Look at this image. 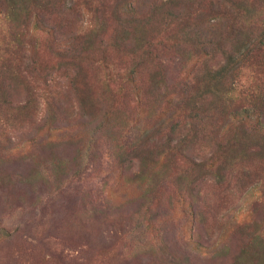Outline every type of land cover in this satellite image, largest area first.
Returning a JSON list of instances; mask_svg holds the SVG:
<instances>
[{
	"label": "rangeland",
	"instance_id": "rangeland-1",
	"mask_svg": "<svg viewBox=\"0 0 264 264\" xmlns=\"http://www.w3.org/2000/svg\"><path fill=\"white\" fill-rule=\"evenodd\" d=\"M50 1L43 14H18L16 25L0 1V60L17 58L6 50L18 42L12 29H34V42L26 45L32 57L26 61L42 65L29 80L0 74V264H264V185H238L239 170L228 173L227 185L208 181L196 193L178 178L190 165L188 158L171 169L161 159L153 171L141 173L143 180L138 164L131 170L121 165L126 136L148 125L153 139L173 128L174 138L180 132L192 137V124L200 123L198 109L215 106L208 96L197 100L195 89L185 92L187 80L200 74L203 58L184 36L200 17L209 19L204 11L212 0H176L178 5L174 0ZM143 2L146 6L138 7ZM224 2L223 15L234 19L229 41H261L264 48L259 36L264 0ZM124 3L143 12L118 19L114 11ZM119 22L126 31L117 36ZM221 24L223 31L232 26L226 18ZM102 26L104 34L97 37ZM150 42L158 46L156 56L146 54ZM71 57L83 69L85 98L101 93L108 104L100 110L86 99V115L76 109L60 137L51 104L72 78L66 68ZM158 61L167 66L168 85L161 82L151 91ZM251 62L244 79L262 85L264 51L252 54ZM31 95L39 96V108L28 113ZM64 116L59 114V120ZM89 117L95 119L82 125ZM198 154L210 155L199 149ZM191 199L196 206L190 209Z\"/></svg>",
	"mask_w": 264,
	"mask_h": 264
},
{
	"label": "trees",
	"instance_id": "trees-1",
	"mask_svg": "<svg viewBox=\"0 0 264 264\" xmlns=\"http://www.w3.org/2000/svg\"><path fill=\"white\" fill-rule=\"evenodd\" d=\"M0 1L7 6L11 22L15 25L18 14H24L25 12L28 15L37 12L43 14L45 11L44 6L47 3H52L50 0ZM175 1H172V3L178 5ZM143 3H139L138 7L146 6L145 2ZM116 4H119V2ZM124 4L123 9L120 6V9L114 11L117 13L116 17L118 19H121L123 14L139 16L143 12L142 9L136 8L130 3H128V8L126 9L127 3ZM226 6L224 0L210 1L209 6L204 11L209 16V19L206 20L207 22L205 21V23L200 17L197 24L192 26V30H189L191 34L184 36L185 41H188L191 45L189 47L196 49L203 58L199 67L200 74L196 75L193 80H187L185 92L188 94L195 89L198 93L197 100L203 101L208 96L207 101L214 103L215 106L207 108L204 106V108L198 109L200 111L198 114L200 115H197L196 118L199 119L200 123L197 126L193 125L194 123L192 124L190 128L193 132L192 137L180 132L178 133L179 136L174 138L173 135L176 130L173 128L170 134L165 137L153 139L149 135L152 129L148 125H144L141 129L134 131L133 135L126 136L120 147L123 150L121 165L131 170L132 167L136 168V164H138L139 179L143 180L145 178V174H141L142 172L153 171V168L161 159H164L165 166L171 169L178 165L183 158H188L190 165L182 169L178 178L181 185H183L182 182H184V185H193L191 190L196 191L198 189L197 191H199V186L204 185L208 181H212L214 185H227L229 182L228 173L238 172L239 170H241V178L237 179L238 185H264V82L260 85L249 78L244 79L247 75L245 70L252 64V54L260 50L264 51V48L260 43L261 41L256 43L246 39L244 42L238 43L236 38L229 41L234 34L235 28L234 19L232 17L227 18V12H224L225 14L223 15V10L227 8ZM32 7L37 10L31 11ZM223 18H226L232 24L230 29L225 31L221 29ZM119 26L115 27L117 36H120L121 32L126 31L123 22H119ZM104 27L98 28L97 33L94 35L97 37L103 35ZM33 31L34 29L31 30L32 33L27 31L20 32L22 33L20 34L12 29L11 33L15 36L14 40L18 39V42L17 44H10V47L6 48V50L17 55V58L0 60V74L7 73L11 78L23 76L25 80H29L30 77L35 78L38 75V71L42 66L40 62L32 60L30 63L26 61L32 57L27 55L26 45L34 42L33 38L36 33ZM19 34L24 37H19ZM27 36H30V38ZM259 36L263 38L264 32L262 31ZM27 38L30 39L29 42H27ZM229 43L231 44L230 46H228ZM163 45L166 46L167 43L164 42ZM157 47L153 46V42L148 43L146 54L148 56H156ZM67 52L69 51L66 47ZM218 57L220 58L215 63L213 60ZM74 58L76 57H71L69 59L70 62L68 61L66 66L68 70H71L72 75L70 76L72 78L69 80L67 88H62L61 86L55 92V97L51 104L52 109L58 115L56 120L53 119V124L54 129H58L60 132L58 135L60 137L64 135L62 133L63 130L67 129L72 123L69 117L76 109H79L81 111L80 116L84 117L88 102H92L100 110L106 109L108 104L104 94L101 93L98 94V97L94 96V101L90 97L85 98V96H88L87 92L80 90V77H82L81 71L83 69L82 67L78 69L77 66L73 65V63H76ZM165 67L167 66L162 61H158L154 66L153 74L159 77L155 79L156 84L149 86L151 91L157 88L161 82L165 86L168 85L169 72H167ZM42 69L44 70L45 68L43 67ZM74 70L75 72H73ZM134 74H137V71L133 75H129L131 80ZM26 85L30 88L31 82L28 81ZM30 90H32V87ZM31 98V100H28V113L34 112L39 108V96L36 98V95H31ZM59 114H65V116L59 120ZM103 115L97 124L99 129L102 128L109 111L106 110ZM94 119L93 117L84 119L82 125H87ZM207 122H210V124L206 125ZM52 133L53 129H50L46 135L52 136ZM77 134L79 133H72L70 137H75ZM198 149L200 153L209 152L210 155L205 157L200 154L196 155ZM99 152H101V149ZM147 152L150 155H154L152 157L146 155ZM94 155L96 159L98 155L96 153ZM148 158L151 162L148 161ZM103 162L101 156L97 161V165L101 166ZM84 172H86V169L81 171L82 174ZM136 175L135 173V177ZM228 185H231V183ZM197 191L196 193H198ZM188 206L190 209L194 208L196 206L195 200L191 199Z\"/></svg>",
	"mask_w": 264,
	"mask_h": 264
}]
</instances>
